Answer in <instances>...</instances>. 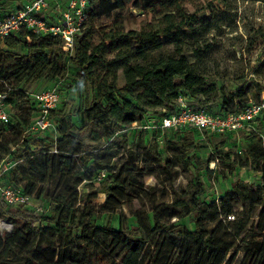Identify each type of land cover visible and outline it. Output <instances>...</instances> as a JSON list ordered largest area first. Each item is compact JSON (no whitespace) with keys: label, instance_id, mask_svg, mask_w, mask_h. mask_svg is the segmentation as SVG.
Segmentation results:
<instances>
[{"label":"trees","instance_id":"1","mask_svg":"<svg viewBox=\"0 0 264 264\" xmlns=\"http://www.w3.org/2000/svg\"><path fill=\"white\" fill-rule=\"evenodd\" d=\"M28 1L0 0V17ZM230 2L91 0L72 52L60 37L26 28L0 38V94L16 109L11 123H0V165L9 158L15 163L6 174L10 183L24 185L31 198L47 195L52 206L45 215L0 197V218L12 224L0 234V264H233L241 252V264H264V136L257 127L249 128L251 141L241 155L219 154L231 172L248 168L260 172V180L237 177L222 193L206 188L219 157L198 156L197 137L223 135L179 128L160 138V130L151 135L143 128L178 112L181 97L196 110L216 104L206 109L215 116L264 101L261 83L235 82L230 91L212 80L223 77L209 36L225 14L220 4ZM72 68L87 93L84 102L73 112L67 103L51 111L56 137L51 130L29 132L39 108L23 85L58 81ZM258 121L264 125V113ZM133 128L138 134L131 141L126 132ZM177 167L205 171L209 183L194 180L173 190L171 200L164 187L146 183L174 184ZM83 185L94 191L81 192ZM99 193L106 199L98 206ZM134 201L143 206L135 209ZM101 214H118V225L97 223ZM166 236L179 237V245Z\"/></svg>","mask_w":264,"mask_h":264},{"label":"rangeland","instance_id":"2","mask_svg":"<svg viewBox=\"0 0 264 264\" xmlns=\"http://www.w3.org/2000/svg\"><path fill=\"white\" fill-rule=\"evenodd\" d=\"M103 1V0H100ZM220 8L225 12L224 16L219 20V29L213 30L210 33V38L214 43V49L211 54L212 62L214 65L216 63L221 64V72L223 78L212 79L218 82V85H227V89L234 91L235 87L233 83L247 84L249 87L252 83H261L264 90V3H257L245 0H231L228 5L220 4ZM64 9V5H63ZM57 6H53L48 11V17L53 18L57 15ZM19 53H24L23 48L18 49ZM30 96L49 90L53 87H57L60 93V106L63 103L68 104V112H73L76 110L80 103L84 102L86 98V92L83 87L77 82L75 77V70L72 68L68 75L63 79L58 81H52L49 79L41 81L27 82L23 85ZM206 109L216 110V104H210L205 106ZM8 111L13 114L16 109L12 106H7ZM76 123H79L78 118H74ZM190 129V128H189ZM257 131L259 135L264 136V125L258 121ZM160 138L165 135L167 138L173 137L172 130L159 131ZM131 141L135 140L138 130L135 128L130 129L126 132ZM155 132L150 130V134ZM52 137H56L57 134L55 130H51L48 133ZM250 130L244 129L228 135H223L219 137H212V139L204 140L201 136L197 137L198 149L197 155L202 158H209L212 155L219 160H215V164H210V167H216V173L211 179V186L206 185L209 193H222L228 191L233 182L237 177L242 178L248 182H258L262 176L260 172L250 170L248 168L238 167L235 171L231 172V168L228 163L220 158L219 151L223 153H233L241 155L246 146L251 141V136H249ZM159 149L164 152V143L161 142ZM212 156V157H213ZM11 163L10 159L4 161V165H9ZM179 176L174 184L161 185L154 178H147L146 183L153 187H164L166 192L169 194V200H171V193L173 190H182L190 187L192 181H208L205 171L198 172L195 169L190 171H185L181 167H177ZM101 176L99 179L103 178ZM209 183V181H208ZM4 184L15 186L10 183L8 175L4 177ZM49 189L54 188V184L51 183L48 186ZM81 192H93L91 188L85 185L81 186ZM106 199L104 193H99L98 197L94 200L98 206L101 205ZM162 201V195L159 193L158 202ZM135 209H140L143 204L138 201L133 203ZM147 208L150 207L148 203L145 204ZM30 208L40 207L41 211L39 213L45 215L52 214V206L47 195L41 198H32L29 204ZM243 206L238 205L235 210H242ZM124 211L127 216L130 217V212L128 206H124ZM118 214L114 216H109L106 214H101L97 219V223L103 224L106 222H112L114 226L118 225ZM172 221H176L173 219ZM190 223V220L188 221ZM7 223L10 226L2 229L0 226V234L5 232H10L12 230V224L0 218V224ZM130 223H134L130 219ZM169 243L173 245H179V237H169L166 236ZM244 253H240L239 256L234 260L233 264H241Z\"/></svg>","mask_w":264,"mask_h":264},{"label":"built area","instance_id":"3","mask_svg":"<svg viewBox=\"0 0 264 264\" xmlns=\"http://www.w3.org/2000/svg\"><path fill=\"white\" fill-rule=\"evenodd\" d=\"M90 2L91 0H30L0 17V38L6 39L26 28L40 35L60 37L64 44V50L72 52L75 48V38L81 33L87 20ZM52 5L57 6L58 12L57 15L50 18L47 14ZM6 97L7 95L0 94V123L9 124L12 122V117L4 103ZM33 97L38 104L39 112L28 131L47 132L54 129L56 124L50 118V114L60 102L58 88L53 87L36 93ZM263 113L264 101L252 102L244 111L239 113L215 116L206 109L196 110L192 108L188 100L181 97L178 112L165 117L159 123L147 124L143 128L149 131L192 128L200 133L226 135L244 129H255L258 125V119ZM7 159L9 158L6 157L0 165V197L11 207L29 206L32 198L25 193L24 185L10 186L4 184V177L15 165L11 161L9 165L3 166ZM215 163L214 161L211 164ZM211 168L214 169L215 166ZM35 209L41 211L40 207Z\"/></svg>","mask_w":264,"mask_h":264},{"label":"bare ground","instance_id":"4","mask_svg":"<svg viewBox=\"0 0 264 264\" xmlns=\"http://www.w3.org/2000/svg\"><path fill=\"white\" fill-rule=\"evenodd\" d=\"M0 226L2 229H5L6 227H9L10 225L7 223H4V224H0Z\"/></svg>","mask_w":264,"mask_h":264}]
</instances>
